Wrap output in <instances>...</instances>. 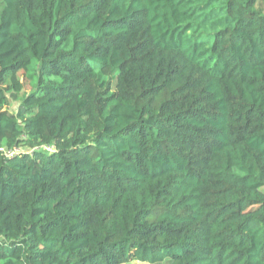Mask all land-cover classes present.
<instances>
[{
  "label": "trees",
  "instance_id": "trees-1",
  "mask_svg": "<svg viewBox=\"0 0 264 264\" xmlns=\"http://www.w3.org/2000/svg\"><path fill=\"white\" fill-rule=\"evenodd\" d=\"M129 263L264 264V0H0V264Z\"/></svg>",
  "mask_w": 264,
  "mask_h": 264
},
{
  "label": "rangeland",
  "instance_id": "rangeland-1",
  "mask_svg": "<svg viewBox=\"0 0 264 264\" xmlns=\"http://www.w3.org/2000/svg\"><path fill=\"white\" fill-rule=\"evenodd\" d=\"M21 79H24L22 80V82L24 81L25 82V89L26 91H31L32 90V80L26 78L25 76L21 75ZM18 107V103H14L12 106H11V109L12 110H15L16 108ZM129 264H139V263H129Z\"/></svg>",
  "mask_w": 264,
  "mask_h": 264
},
{
  "label": "built area",
  "instance_id": "built-area-1",
  "mask_svg": "<svg viewBox=\"0 0 264 264\" xmlns=\"http://www.w3.org/2000/svg\"><path fill=\"white\" fill-rule=\"evenodd\" d=\"M15 153H17L16 150H13V151H6V154L9 155V156L14 155Z\"/></svg>",
  "mask_w": 264,
  "mask_h": 264
}]
</instances>
